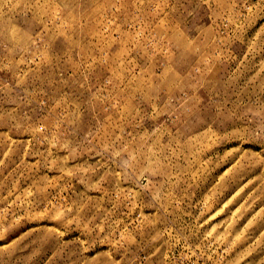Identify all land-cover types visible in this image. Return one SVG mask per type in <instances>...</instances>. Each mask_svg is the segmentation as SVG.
<instances>
[{
  "label": "rangeland",
  "instance_id": "rangeland-1",
  "mask_svg": "<svg viewBox=\"0 0 264 264\" xmlns=\"http://www.w3.org/2000/svg\"><path fill=\"white\" fill-rule=\"evenodd\" d=\"M0 264H264V0H0Z\"/></svg>",
  "mask_w": 264,
  "mask_h": 264
}]
</instances>
